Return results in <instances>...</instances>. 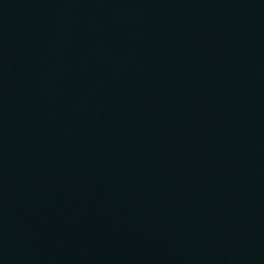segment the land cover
Masks as SVG:
<instances>
[{
  "label": "water",
  "instance_id": "1",
  "mask_svg": "<svg viewBox=\"0 0 264 264\" xmlns=\"http://www.w3.org/2000/svg\"><path fill=\"white\" fill-rule=\"evenodd\" d=\"M0 264H264V0H0Z\"/></svg>",
  "mask_w": 264,
  "mask_h": 264
}]
</instances>
